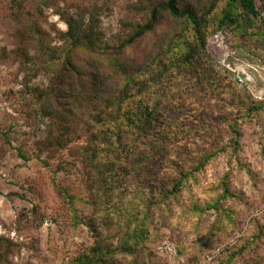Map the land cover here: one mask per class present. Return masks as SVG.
Here are the masks:
<instances>
[{
  "label": "rangeland",
  "instance_id": "374dc122",
  "mask_svg": "<svg viewBox=\"0 0 264 264\" xmlns=\"http://www.w3.org/2000/svg\"><path fill=\"white\" fill-rule=\"evenodd\" d=\"M156 1L0 0V264H264L262 22L219 28L226 0H190L203 47L167 13L125 45ZM66 16L93 21L104 52L69 48ZM100 66L103 97L134 77L122 92L157 117L95 154Z\"/></svg>",
  "mask_w": 264,
  "mask_h": 264
},
{
  "label": "trees",
  "instance_id": "16d2710c",
  "mask_svg": "<svg viewBox=\"0 0 264 264\" xmlns=\"http://www.w3.org/2000/svg\"><path fill=\"white\" fill-rule=\"evenodd\" d=\"M149 11V17L143 23L131 25L130 36L125 40V45L134 44L136 40L142 39L147 34L153 32L156 26L162 22L165 15L163 13H167L172 18L187 20L192 25V29H194V43L203 47L205 40L201 25H199L200 17L199 14L194 13L190 0L156 1L151 4ZM241 16H246L247 19L249 17L259 18L264 27V11L258 10L256 0H226L215 22L219 28H227L239 24ZM64 22L67 28L64 36L70 41L69 48L83 47L86 42L85 48L93 52H104V49L100 46V33L95 29V24L92 23L93 21L83 24L81 18L75 19L71 16H66ZM124 44L118 47L116 54L114 53V58L112 57L114 71H120L121 74L127 73L126 65L120 56L125 48L123 47ZM95 70L91 77L93 90L99 97L100 95L102 96L100 98L102 101H105L103 98H106L108 103L104 105L102 111L97 113L94 122L96 125L95 128L93 130H87L86 132L87 146H89L88 150L96 152L95 154H98L101 149H106L109 152L114 150L118 151L122 148V145L127 144V142L123 143L121 141V135L128 129L143 133L142 130L150 128L152 121L157 117V109L153 105L148 106L143 98L131 97L129 99L128 95L122 92L128 90L130 85L139 89L143 87L144 82L135 80L134 77L129 78L118 95H114V97H109L108 95L103 97L110 92L108 83L111 76L105 73L103 66ZM231 127L233 128L232 125ZM100 145L105 148L100 149ZM146 147L147 145L144 144V148ZM98 160L100 162V158H91L93 167L97 165L96 161ZM108 162L112 165L110 160ZM102 164L105 166L106 172L109 164ZM142 231L140 230L139 233L141 234Z\"/></svg>",
  "mask_w": 264,
  "mask_h": 264
}]
</instances>
